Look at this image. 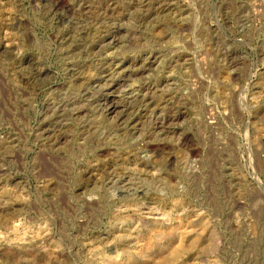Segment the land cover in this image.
<instances>
[{
  "label": "rangeland",
  "instance_id": "374dc122",
  "mask_svg": "<svg viewBox=\"0 0 264 264\" xmlns=\"http://www.w3.org/2000/svg\"><path fill=\"white\" fill-rule=\"evenodd\" d=\"M0 264H264V0H0Z\"/></svg>",
  "mask_w": 264,
  "mask_h": 264
},
{
  "label": "bare ground",
  "instance_id": "6f19581e",
  "mask_svg": "<svg viewBox=\"0 0 264 264\" xmlns=\"http://www.w3.org/2000/svg\"><path fill=\"white\" fill-rule=\"evenodd\" d=\"M94 35H95V34H94ZM37 72H38V71H37ZM109 103H110V102H109ZM109 103H108V104H109ZM111 103H112V102H111ZM111 103H110V105H108V104L106 103V104L108 105V106H107V110H110V109L115 110V109H116V106L120 104V103H119V104H116V103L114 102V103L116 104V106H115V105H113L114 103H113V104H111ZM123 106H124V105H123ZM105 109H106V108H105ZM110 111H111V110H110ZM108 112H109V111H108ZM120 178H121V177H120ZM120 183H121V184H123V183H124V184H127V183H128L127 178H124V180H123V181H120Z\"/></svg>",
  "mask_w": 264,
  "mask_h": 264
}]
</instances>
